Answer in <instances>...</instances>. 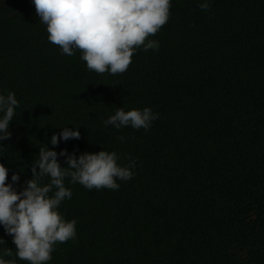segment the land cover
Wrapping results in <instances>:
<instances>
[{"label": "trees", "instance_id": "trees-1", "mask_svg": "<svg viewBox=\"0 0 264 264\" xmlns=\"http://www.w3.org/2000/svg\"><path fill=\"white\" fill-rule=\"evenodd\" d=\"M201 2L171 0L147 38L158 48L141 46L112 75L50 43L32 1L0 0V93L19 101L0 141L6 183L19 172L22 190L39 148L65 126L81 137L58 153L104 148L136 163L118 190L65 180L73 195L59 210L77 221L76 237L46 264H264V0ZM120 107L159 117L147 132L105 127ZM0 240V254L12 251L5 260L29 264L3 226Z\"/></svg>", "mask_w": 264, "mask_h": 264}, {"label": "clouds", "instance_id": "clouds-1", "mask_svg": "<svg viewBox=\"0 0 264 264\" xmlns=\"http://www.w3.org/2000/svg\"><path fill=\"white\" fill-rule=\"evenodd\" d=\"M41 23L47 26L48 40L58 45L62 54L72 56L81 51V59L88 70L98 74L124 73L133 53L143 49L158 48V42L147 39L154 36L167 23L171 0H32ZM210 0L199 3L201 10L209 8ZM147 39V43H145ZM19 101L15 93H0V141L10 139V124ZM159 114L152 108H118L103 121L104 126L117 130L132 127L147 132ZM80 126L51 136L50 148H39V158L32 164V178L23 182L22 190L14 187L20 181V173L14 172L11 182L9 168L0 162V226L12 236L16 256L29 264H46L52 259L57 243L76 237L75 219L67 220L60 212V205L72 198L70 184L79 183L88 190L108 188L118 190V181H128L136 167L135 160L121 163L120 155L104 148L98 152H76L67 149L59 153L55 148L61 140L80 139ZM121 141L124 137H119ZM65 157L62 165L58 157ZM48 177L47 183L44 178ZM0 240V243H3ZM12 256L11 249L0 254V264H13L4 257Z\"/></svg>", "mask_w": 264, "mask_h": 264}, {"label": "rangeland", "instance_id": "rangeland-1", "mask_svg": "<svg viewBox=\"0 0 264 264\" xmlns=\"http://www.w3.org/2000/svg\"><path fill=\"white\" fill-rule=\"evenodd\" d=\"M23 5L27 4L28 2H31L32 0H20Z\"/></svg>", "mask_w": 264, "mask_h": 264}]
</instances>
